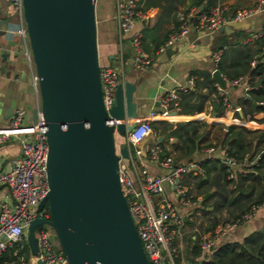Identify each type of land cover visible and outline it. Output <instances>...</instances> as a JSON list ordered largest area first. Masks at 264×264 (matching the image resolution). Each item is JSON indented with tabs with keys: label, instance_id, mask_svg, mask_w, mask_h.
Instances as JSON below:
<instances>
[{
	"label": "water",
	"instance_id": "1",
	"mask_svg": "<svg viewBox=\"0 0 264 264\" xmlns=\"http://www.w3.org/2000/svg\"><path fill=\"white\" fill-rule=\"evenodd\" d=\"M22 8L48 143L49 189L38 209L47 205L49 217L28 225L30 252L38 254L35 230L47 224L68 264H151L119 178V159L129 157V146H117L115 138L136 123V83L119 81L106 108L94 0H22ZM211 75L226 88L218 68Z\"/></svg>",
	"mask_w": 264,
	"mask_h": 264
},
{
	"label": "crops",
	"instance_id": "2",
	"mask_svg": "<svg viewBox=\"0 0 264 264\" xmlns=\"http://www.w3.org/2000/svg\"><path fill=\"white\" fill-rule=\"evenodd\" d=\"M154 1L155 4H152L151 0V5L144 9L142 8V0H139L137 6L145 12V16L135 21L129 31L121 33L114 16L116 0H94L99 65L110 64L122 73V80L126 79L136 83V88L133 92V100L137 105L136 119H141L150 110L157 109L159 106L158 99L161 94L179 86L188 85L190 77H193L195 83L197 74H192L193 70L212 71L214 68L212 53L219 49L217 47L225 45L227 46V50H225L228 51V46L232 43L235 44V47L239 46L242 49L244 44H248L253 50L260 44V35L264 34L263 9L244 20L230 21L222 26L224 27L223 29L220 27L219 30L214 32L204 33L192 28L183 39L173 48H170L172 52L167 53L166 50L158 53L156 52L157 47L176 29L178 24L180 25L184 14L192 8L198 12L209 10L215 5L224 4L228 7L226 14L229 15L236 8L252 5L259 0ZM0 21L5 23L2 26L4 29H1L0 32L2 44V58L0 60V128H3L8 125L17 107H25L27 105L28 96L26 84L24 85L21 80L23 66L27 63L23 54V39L21 34L16 31L21 20L9 0H0ZM136 34L140 36L142 49L152 57V62L147 68H138L131 62L132 57L136 54V48L133 44V38ZM261 49H264V43L261 45ZM220 60L224 65L221 73L227 80V86L224 90L228 98V105L223 111L219 115L216 114L212 108L213 102L208 97L205 99L203 108L200 111L182 112L180 105L179 109H173L167 113L158 112L152 117V121L158 122V129L153 127V132L141 143L143 156L146 155L151 145L162 142L167 152L166 155H171L175 162L186 163L194 161L199 163V169L189 172L183 177V183L188 190L193 186L192 178L204 172L201 162L218 159L222 163L221 159L226 150L221 145V136L230 124H234L237 127L245 126L249 129L264 130V112L253 111L252 113H247V117H244L238 101L242 98H250L249 94L242 84L232 85L229 82L232 79L229 75L233 73L230 65L234 63L235 59L227 55L225 59H222L221 56ZM258 61L264 63L263 52H258V54L254 55L252 60H250V65L253 67ZM240 75L246 77L248 73H239L237 77ZM247 82L251 83L249 78ZM188 88L195 89L194 85ZM199 92L201 93L199 97H196L195 93L194 101H198L199 98L207 95L206 88L199 89ZM178 94L179 100L180 92ZM251 103L253 107L256 104L254 101H251ZM11 107H13L12 111L9 112L8 109ZM244 107H246L245 104ZM168 115H172V117H167ZM163 121L170 122V125L165 127L162 123ZM188 121L197 123L195 141L199 147H195L190 154L186 155L181 140L176 134L170 133V131L175 129L178 123ZM115 138L116 143L121 144L126 141V137L117 133ZM263 147H260V154L263 153ZM20 150L21 145L18 137L10 136L5 140H0V161L6 166L11 158L19 155ZM248 166L244 168V164L240 163L237 165L236 171L245 172L251 170ZM147 169L151 175H162L167 172V168L148 160ZM128 174L133 176L132 171L129 169ZM188 177L189 183L185 182ZM164 193L169 200L177 204V199L167 184L165 185ZM191 195H196L193 198L195 202L181 207V211L187 214L182 233L176 238V244L179 249V261H176L177 263H188L191 262V259L199 261L205 255L211 256V254L204 253L202 250L198 255L192 254L191 248L194 243L198 244V238L201 234H199L200 223H202V226H207V220L203 214L205 205L202 199L206 198L208 192L203 195L192 191ZM8 196V187L0 184V201L8 198ZM207 208L210 209L211 207L207 206ZM189 214H191L190 217ZM263 227L264 203L254 208L248 219L235 223L221 233L216 239L214 248L232 241L241 242L244 237ZM28 251L29 260L30 256L33 255L30 252L29 245Z\"/></svg>",
	"mask_w": 264,
	"mask_h": 264
},
{
	"label": "built area",
	"instance_id": "3",
	"mask_svg": "<svg viewBox=\"0 0 264 264\" xmlns=\"http://www.w3.org/2000/svg\"><path fill=\"white\" fill-rule=\"evenodd\" d=\"M138 1L116 0L114 16L121 33L129 31L135 21L145 16V12L137 6ZM10 4L19 14L21 20L16 31L22 36L23 54L31 69L37 110L33 125L23 124L26 111L23 107H17L8 125L0 128V140L16 136L21 145L19 155L11 158L6 166L0 161V184L6 185L9 189L8 198L0 201V254L5 249L12 248L18 261L17 264H39V261H43L45 264H68L57 240L52 237L53 230H46L45 224L35 230L38 254L31 255L29 260H26L24 253H21L24 242H27L26 230L31 221L37 216L49 217V211L45 206L38 209L40 201L46 196L49 189L47 178L48 143L45 120L39 105L38 76L23 18L22 0H10ZM263 9V0L249 6L236 8L229 15L226 14L228 7L224 4L215 5L206 11L197 12L192 8L184 14L179 27L172 31L167 39L157 47L156 52L162 53L168 48H173L192 28L204 33L214 32L230 21L244 20ZM133 44L136 54L131 62L138 68H147L152 62V57L142 49L138 34L134 36ZM221 51L220 48L212 53L213 69L217 68ZM1 52L0 40V56ZM248 78L249 76L240 75L229 82L232 85L242 84L247 91L252 88L251 83L247 82ZM100 80L103 102L108 109L114 97V89L122 80V73L110 64L101 65ZM193 85L194 79L190 77L188 85L179 86L161 94L158 99V108L150 110L145 117L136 119L134 127L126 134L129 157L127 159L120 157L119 159L121 188L143 250L151 264H194L192 262H176L175 257L179 255L176 238L181 235L186 221L187 213H183L181 207L195 202L191 198L187 186L183 183V176L199 169L200 165L194 161L175 162L171 155L162 153V146L159 143L151 145L145 156L141 150V143L153 132L152 117L158 112L167 113L173 109H179L178 92L188 89L189 86L193 87ZM215 87V93L222 96V103L228 105L224 88L216 81ZM117 146H120V143H117ZM146 159L167 168V172L162 175H151L147 169ZM255 159L249 160L248 153H246L241 160H238L225 152L221 160L225 166L227 177L233 179L238 164H247L253 170L252 165L256 163ZM128 169L132 171L133 176L128 174ZM166 184L175 195L177 204L164 195ZM253 209L244 215L243 220L251 216ZM190 216L191 214H189ZM234 224V222L220 224L212 231L201 233L198 238L201 250L211 254L217 237Z\"/></svg>",
	"mask_w": 264,
	"mask_h": 264
},
{
	"label": "trees",
	"instance_id": "4",
	"mask_svg": "<svg viewBox=\"0 0 264 264\" xmlns=\"http://www.w3.org/2000/svg\"><path fill=\"white\" fill-rule=\"evenodd\" d=\"M152 4H155L154 0H152ZM150 5L151 0H142V8L146 9ZM178 27L179 24L176 29ZM260 36V44L253 50L248 44H244L242 49L239 46L235 47V44L232 43L228 46V51H226L227 46L225 45L217 47V49H222L220 54L222 59H225L227 55L235 59L234 63L230 65L233 71L229 75L230 78H236L239 73H248L252 84V88L247 90L250 98H242L238 101L244 117H247V113H252L253 111L264 112V63L258 61L253 67L250 65V60H252L254 55L258 54V52L264 53V49H261V45L264 43V34ZM217 68L220 72L224 69L221 60L220 63L218 61ZM191 73L197 74L194 83L195 89L188 88L179 91L181 111H200L203 108L205 99L209 97L213 102L212 108L219 115L226 105L222 103V96L215 93V80L212 78L211 71L193 70ZM200 77L201 79H199ZM202 88L207 89V95L199 98L198 101H194L196 91ZM214 93L215 95H212ZM251 101L256 102L254 107ZM244 104L246 107H244ZM162 123L165 127L170 125L168 121H163ZM157 124V121H152V127L158 129ZM197 127V123L194 121L181 122L177 124L175 129L170 131V133L176 134L181 140L186 155L190 154L195 147H199L195 141ZM160 144L162 145V153L167 154L162 142ZM221 145L228 154L236 159L241 160L248 153V159L256 158V163L252 165L253 170L245 172L235 171V177L229 179L225 166L218 159L201 162L204 172L192 178L193 186L188 190L190 195L192 191L203 195L208 192L206 198L202 199L205 205L203 214L207 220V226H202V223H200L199 234L212 231L219 223L242 222L247 212L264 203V154H260L259 151L260 147L264 146V130L249 129L245 126L237 127L234 124H230L221 136ZM247 166V164H244V168ZM189 177L185 182H190ZM195 197L196 195H191L192 199ZM207 206L211 208L208 209ZM45 208L49 211L47 205H45ZM191 250L193 255H198L201 252L197 243L193 244ZM21 253H24L26 260H28L29 251L26 241ZM177 261H179L178 258ZM191 262L194 264H264V227L250 233L241 242L232 241L221 244L214 248L211 256L205 255L199 261L191 259ZM17 263L18 261L13 254L12 248H7L0 254V264Z\"/></svg>",
	"mask_w": 264,
	"mask_h": 264
},
{
	"label": "rangeland",
	"instance_id": "5",
	"mask_svg": "<svg viewBox=\"0 0 264 264\" xmlns=\"http://www.w3.org/2000/svg\"><path fill=\"white\" fill-rule=\"evenodd\" d=\"M4 22L0 21V32H1V29L3 30L4 27ZM3 24V25H2ZM134 57V56H133ZM132 57V58H133ZM2 56H0V60H1ZM10 74V73H9ZM23 84L25 85L26 84V88H27V96H28V103L27 105L23 108L25 109L26 113H25V119H24V122L23 124L28 126V125H33L34 124V121H32V117H31V107L35 106L36 105V95H35V92H34V86H33V83H32V76H31V69H30V66L28 63H26L24 66H23V69H22V78H21ZM8 82V80H7ZM14 105V104H13ZM12 108H9L8 111L11 112L12 111ZM44 228L46 230H52V227H50L49 225L45 224L44 225ZM185 242V241H184ZM27 243V242H26ZM185 245V244H184ZM177 258L178 257H175V260L177 261ZM190 261V260H189Z\"/></svg>",
	"mask_w": 264,
	"mask_h": 264
},
{
	"label": "bare ground",
	"instance_id": "6",
	"mask_svg": "<svg viewBox=\"0 0 264 264\" xmlns=\"http://www.w3.org/2000/svg\"><path fill=\"white\" fill-rule=\"evenodd\" d=\"M167 117H172V115H168Z\"/></svg>",
	"mask_w": 264,
	"mask_h": 264
},
{
	"label": "clouds",
	"instance_id": "7",
	"mask_svg": "<svg viewBox=\"0 0 264 264\" xmlns=\"http://www.w3.org/2000/svg\"><path fill=\"white\" fill-rule=\"evenodd\" d=\"M133 139L135 140L136 138L134 137Z\"/></svg>",
	"mask_w": 264,
	"mask_h": 264
}]
</instances>
